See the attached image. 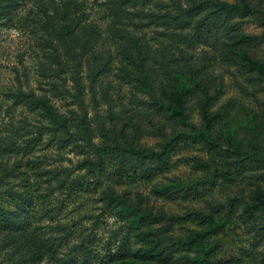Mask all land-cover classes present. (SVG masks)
<instances>
[{
    "label": "rangeland",
    "instance_id": "rangeland-1",
    "mask_svg": "<svg viewBox=\"0 0 264 264\" xmlns=\"http://www.w3.org/2000/svg\"><path fill=\"white\" fill-rule=\"evenodd\" d=\"M52 1L35 0L0 25V134L28 146L0 158V203L16 209L9 190L28 187L34 196L23 212L30 219L24 237L0 229V264H82L85 257L89 264H201L195 260L202 257L205 264H264V229L244 212L264 192V162L242 172L235 162L239 153L264 159V75L244 59L264 64V0H246L253 11L232 19L231 35L219 20L207 41L191 46L179 33L193 30L165 26L164 15L205 0H142L130 10L147 14L121 18L106 10L108 0H74L82 24L94 29L88 43L50 30L43 12L53 15ZM239 34L251 38L243 41ZM180 87L188 90V124L169 115L168 96ZM18 92L49 98L68 119L69 132L16 102ZM205 110L221 113L210 133L222 155L204 142L182 141L172 167L152 181H93L86 160L95 158L92 144L106 141L102 130L110 144L160 150L174 136L204 127ZM63 134L70 139L60 141ZM228 162L230 179L221 176ZM175 181L198 183L199 191L191 198L157 192ZM111 188L154 214L152 223L137 227L136 216L122 211L124 203L109 205ZM197 211L221 228L193 248L174 244L208 227L187 216ZM151 242L160 244L151 258L136 255ZM122 244L126 254L116 255Z\"/></svg>",
    "mask_w": 264,
    "mask_h": 264
},
{
    "label": "trees",
    "instance_id": "trees-1",
    "mask_svg": "<svg viewBox=\"0 0 264 264\" xmlns=\"http://www.w3.org/2000/svg\"><path fill=\"white\" fill-rule=\"evenodd\" d=\"M35 0H0V25H7L9 22H13L14 19L20 14L23 7L32 3ZM52 1L54 5L53 15L48 13L47 10L43 12L46 21H48L47 26L50 30L58 32L62 37H69L71 41H76L81 36L86 43L91 39L94 33V29L90 28L88 25H83L81 21V15L79 14L80 4L76 3L74 0L64 1L63 4H57ZM142 0H108L105 4L106 10L109 14H113L117 18H121L124 15L140 16L145 12V10L134 9ZM145 0H143L144 3ZM253 11V7L246 0H242L240 4H231L221 0H205L202 2H195L192 6L188 8L179 7L178 13L175 15L165 16L164 25H176L180 29L190 28L193 30L192 33H179L180 37H185L186 42L191 46L196 42L207 41L213 33V27L219 20L224 23L227 28L226 31L230 33L232 31L231 24L232 19L238 17H245ZM133 13V14H131ZM147 14V13H146ZM153 15H156L153 13ZM160 17V15H157ZM214 24V26H213ZM240 39L243 41L249 40L251 37L244 34H239ZM244 59L247 62V66L253 70H257L264 75V64L258 60L252 59L248 55H244ZM142 81H145L148 76V72L142 75ZM140 79V78H139ZM188 93L187 89L182 87L178 88L173 95H169V99L172 103L169 104L168 109L171 111L170 116L178 115L181 120L188 124V115L186 113L185 107V95ZM13 97L16 102L23 103L28 106L32 111H40L39 113L49 119L55 128L61 129L65 133L69 132V121L65 116H60L51 103V100L47 97H35L32 94L18 92L14 93ZM162 104V103H161ZM221 116L220 112L210 113L205 110L203 112V118L205 120L204 127L198 129L194 128L193 134H183L174 136L169 141L161 145L160 150L147 149L144 147H138L134 145H129L125 143H115L110 144V136L107 131L102 130V136L106 138V141L101 145L97 146L92 144L95 158H90L86 160L88 165V171L92 175L93 181L97 179L98 182L101 181H114L116 183H123L124 181H130L132 183L138 181H152L158 175L165 173L172 167V157L176 152L177 147L180 142L193 141L195 143L204 142L207 146L211 147L212 150L218 152V155H222L220 146L217 141L211 136L210 128L214 125L216 119ZM71 135L65 136L64 134L60 136V141L65 142L70 139ZM36 138H32L28 144L34 142ZM90 142V140H89ZM28 146L15 144L14 137H7L0 134V158L6 155H11L15 151H23ZM225 152V151H223ZM230 154V153H229ZM238 159L235 160L236 167L241 172L247 171L248 169H254L255 166L264 162L263 158H256L250 154L239 153ZM201 159L197 162L203 164ZM224 170L221 176L230 179L232 175V168L230 162L223 165ZM3 182L4 178H0ZM76 185H81L80 181L75 182ZM198 183H181L175 181L168 185H162L157 187V192L169 197H176L182 195V197H195L197 194ZM26 187V186H25ZM8 196L16 203V209H6L5 206L0 203V229L11 230L18 233L22 237L25 236L26 230L30 227V219L23 214L26 211V205H32L33 195L32 190L26 187V191L9 190ZM106 199L108 203L116 201L118 205L122 203L125 206L122 211L128 214H134L136 216L137 227L147 226L152 223L148 220L150 217L154 216L151 212L144 210L141 206L133 205L121 194H118L114 189H109L106 192ZM245 215L248 219L252 221L254 225L259 224V229H264V192L256 196V202L245 206ZM163 215L162 213L160 214ZM159 215V216H160ZM194 215L193 219H199L201 221H206L208 227L203 230H194L187 236H179L173 243H177L185 248H193L198 243H202L207 237L212 233L216 232L221 228L219 221L211 218L210 215L204 214L201 211L189 212L187 216ZM175 217L167 218L169 220ZM183 218V217H176ZM190 219V218H188ZM152 246L150 249H139L136 255L142 259L151 258L154 255V251H158L159 242H151ZM51 243L50 247H53ZM164 250H160L161 253ZM125 244H122L118 249L116 255L126 254ZM114 256V254L112 255ZM90 260L85 257L82 264H89ZM102 261H106L102 258ZM195 261L205 264V259L196 258ZM92 263V261H91Z\"/></svg>",
    "mask_w": 264,
    "mask_h": 264
}]
</instances>
